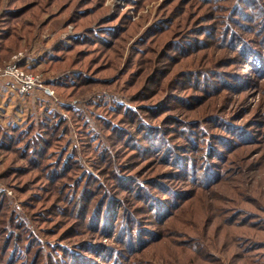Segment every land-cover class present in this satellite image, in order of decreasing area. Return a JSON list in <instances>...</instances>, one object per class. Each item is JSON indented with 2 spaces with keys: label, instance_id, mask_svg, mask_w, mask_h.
<instances>
[{
  "label": "rangeland",
  "instance_id": "rangeland-1",
  "mask_svg": "<svg viewBox=\"0 0 264 264\" xmlns=\"http://www.w3.org/2000/svg\"><path fill=\"white\" fill-rule=\"evenodd\" d=\"M0 264H264V0H0Z\"/></svg>",
  "mask_w": 264,
  "mask_h": 264
},
{
  "label": "built area",
  "instance_id": "built-area-1",
  "mask_svg": "<svg viewBox=\"0 0 264 264\" xmlns=\"http://www.w3.org/2000/svg\"><path fill=\"white\" fill-rule=\"evenodd\" d=\"M16 64L14 66H9L7 70L4 71V78H7V82L5 85L13 92L19 94H26L35 90V88H41L40 85L37 84V79L31 75L22 74V72H18L14 70Z\"/></svg>",
  "mask_w": 264,
  "mask_h": 264
},
{
  "label": "trees",
  "instance_id": "trees-1",
  "mask_svg": "<svg viewBox=\"0 0 264 264\" xmlns=\"http://www.w3.org/2000/svg\"><path fill=\"white\" fill-rule=\"evenodd\" d=\"M3 40H7V37H5V38H2ZM33 148H30V154H32V158H31V165L33 164V163H38V161L39 160H37V157H41V159L43 158V157H45V149H43V148H36V149H33ZM33 154L34 155H36V158H35V160H33ZM87 193V195H85L86 197H84L83 199L84 200H88V197L91 199V197L94 195V193L93 192H86ZM82 201V200H81ZM103 205V204H102ZM102 205H101V207H102ZM86 207H87V205H86ZM101 207H99L98 205H96V207H95V211H98V210H100L101 209ZM94 213V212H93ZM84 215H86V214H82V215H80V218H83V220H85V217H84ZM2 251H4V249L2 250Z\"/></svg>",
  "mask_w": 264,
  "mask_h": 264
}]
</instances>
